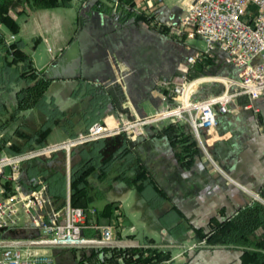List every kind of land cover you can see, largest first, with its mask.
<instances>
[{"label":"trees","instance_id":"16d2710c","mask_svg":"<svg viewBox=\"0 0 264 264\" xmlns=\"http://www.w3.org/2000/svg\"><path fill=\"white\" fill-rule=\"evenodd\" d=\"M69 2L25 0L23 6L28 10L48 9L66 6ZM13 3L14 0H0V156L78 137L100 120L108 105L106 96L100 90L95 94L96 89L87 87L86 83L75 108L62 109L54 103L47 93L54 80L47 68L36 67L32 55L21 49L20 41L7 37L6 31L13 36L20 31L19 20L8 15ZM96 5L115 10L114 14L123 19L156 27L160 32L168 28L160 22L156 11L137 9L134 0H96ZM25 10L23 8L22 13H26ZM190 73L235 75L219 53L203 55ZM76 92L77 89L73 94ZM31 113L38 118L32 119ZM145 128L150 138L167 141L182 168H187L202 155L196 136L184 120L160 121ZM56 130L63 134L62 138H47ZM139 140L141 138L131 141L120 132L76 144L68 153L59 149L47 159L33 157L19 164L15 181L23 191L42 181L49 198L48 208L60 209L68 198L72 206L86 212L87 224L96 226L112 225V220L119 216V203L108 200L107 195L115 184H122L136 190L156 213L162 227L172 232L186 220L179 218L171 226L163 222L173 205L165 190L154 182L150 168L137 156L135 146ZM6 185L9 189L11 182L6 181ZM261 194L264 198V189ZM82 232L85 236L100 235V229L95 227H86ZM190 235L194 242L203 241L200 247H241L238 264H264V203L252 200L231 216L210 217L207 230L192 227ZM147 241L137 247H70L71 261L57 263L167 264L172 258L171 250L157 246L153 238H147ZM54 257H57L56 253Z\"/></svg>","mask_w":264,"mask_h":264},{"label":"crops","instance_id":"0c3cea01","mask_svg":"<svg viewBox=\"0 0 264 264\" xmlns=\"http://www.w3.org/2000/svg\"><path fill=\"white\" fill-rule=\"evenodd\" d=\"M23 8L21 5L18 17L23 14ZM114 11L97 6L96 0H82L79 3L67 42L58 48V64H64L62 70L70 68V85L68 90L62 91L64 97L61 95V100L58 98L57 101L49 94L60 108H75L86 83L87 87L96 89L95 94L100 90L108 99L99 120L106 122L142 117L172 105L168 84L175 82H171L172 76L169 74L173 75V67L170 72L168 67L158 64L157 56L156 62L151 57L152 38L155 37L154 45L157 47L159 33H151L152 28H149L150 34L145 29L148 34L144 36L142 24L118 17ZM8 15L18 19L11 10ZM28 15L20 22L18 34L21 37L14 35L11 38H18L23 51H26L23 23H26ZM67 47L71 49V55L64 60ZM144 56L151 57V61H144ZM35 65L38 67L37 63ZM47 67L48 64L44 68ZM66 70L64 72L67 73ZM201 88L196 93L197 98L222 92L220 85L212 83ZM75 89L77 92L74 95ZM62 101L67 102V106ZM229 109L217 115L218 123L214 130L201 133L203 145L199 143V146L202 155L196 157L187 168L179 166L164 138H150L146 128L147 135L140 137L135 146L141 162L150 168L154 182L165 190L172 202L173 208L165 214L163 222L171 226V220L167 218L170 216L186 220L183 226L168 232L160 222H156V213L135 190L140 205L162 232L161 238L165 242L181 245L185 241L193 242L190 237L192 227L207 230L210 217L223 219L231 216L252 200L264 203L261 196L264 189V101L262 98L250 100L246 95H239L229 104ZM60 135L62 138L63 134ZM116 185L120 192L113 199L119 201L120 211L129 223L123 211L122 199L128 190L134 189ZM107 199L113 200L110 195H107ZM30 234L32 232L28 230H14L9 236L22 238ZM124 234L131 235L128 232ZM241 251V247H200L185 252L182 250L174 255L171 250L172 258L167 264H172L177 256L178 264H238Z\"/></svg>","mask_w":264,"mask_h":264},{"label":"built area","instance_id":"2783aa9c","mask_svg":"<svg viewBox=\"0 0 264 264\" xmlns=\"http://www.w3.org/2000/svg\"><path fill=\"white\" fill-rule=\"evenodd\" d=\"M156 2L148 1L153 11L164 3L163 0ZM177 4L182 7L178 24L164 23L177 34L200 37L205 48L194 50L179 64L182 79L169 86L172 105L128 120L96 121L78 137L0 157V264H58L52 249L103 247L113 242L111 225L87 224L86 212L72 206L68 198L60 209L48 208L49 198L42 181L35 188L23 191L15 181L22 161L33 157L49 158L59 149L68 153L76 144L120 132L134 141L147 135V125L165 120L186 121L203 145L201 133L216 128L217 115L228 112L229 104L237 96L246 95L250 100L262 98L264 101V0H180ZM249 7L254 8V14L245 21L243 17ZM214 53H219L235 75H221L225 76L221 93L196 98L201 84L223 78L219 74L188 77L198 59ZM6 168L8 173H5ZM6 181L11 182L9 189ZM86 227L99 228L100 235H83L82 230ZM14 230H28L32 234L22 238L10 237ZM202 245L203 241H193L184 251Z\"/></svg>","mask_w":264,"mask_h":264},{"label":"rangeland","instance_id":"374dc122","mask_svg":"<svg viewBox=\"0 0 264 264\" xmlns=\"http://www.w3.org/2000/svg\"><path fill=\"white\" fill-rule=\"evenodd\" d=\"M24 1L25 0H14V3L10 8L11 13L13 15H16L18 17L21 5L23 6ZM81 1L82 0H70L69 4H67L65 7H59L54 9H36L32 11L28 10L27 6H24V8H26L25 10L26 13H29V15L27 16L26 23H23V34H24L23 39L25 40L24 48L26 52L30 53L32 57L35 59V63H37L38 67L44 68L48 64L47 67L48 74L51 75L54 79L50 85L48 95L49 94L52 95L54 99L57 101L58 98L59 99L61 98V95H63L64 97L62 91H66V89L68 90L70 85L69 80L71 78L70 68L65 67L67 68V70L66 69L62 70L64 64H62V62L58 64V52H59L58 48L60 44L64 45L67 42L66 38L69 37L72 21L76 16L75 12L77 6ZM148 1H151V3H155L157 0H134L137 9L146 10L147 12H152L153 8L152 10L150 9ZM163 1L164 4H167L169 6H172L180 2V0H163ZM26 13H23L18 17L19 22L23 21L26 18L25 15ZM253 14H254V8L249 7L247 9L245 16L243 17V20L248 21L253 16ZM164 25L168 27L167 29H164V32H160L156 29V27H151L146 24H142V27L144 28V36L148 33L150 34V32L159 33L157 47L156 45H154V41H156L155 37L153 36L152 38L153 40L151 46L152 60L153 59L155 60V56H157L156 60L158 61V64L160 63L159 65L163 67H168L170 72L172 71V67H173L174 69L173 75L172 73H169L170 76H172L171 82L174 81L177 82L182 79V73L178 69L179 64L184 60V58L188 54H190L194 50H201V51L204 50L205 43L198 36L189 37L185 33L177 34L173 31V29L167 26V24L164 23ZM149 28H152L150 29V32H149ZM145 29H148V33ZM6 34L8 39H11L10 33L8 31H6ZM16 36H18V38L21 37L19 34H16ZM64 51H65V55L63 56V59L65 60L66 58L69 57V55H71V49L67 47L65 48ZM54 57H56L57 59L54 60ZM151 57L144 56L143 60L145 61L146 59L149 62L151 61L150 59ZM65 70L67 71V73L64 72ZM209 75L212 76L214 74H207L206 76ZM197 76L200 75H195L192 73L188 74V77L190 78ZM220 77L223 78L220 79L219 81L210 82V83L214 85H220L221 88L224 89L225 76L220 75ZM171 84H168V87ZM206 84L207 83L201 84L197 92L201 91L202 89L201 87ZM62 104H64V106H67L68 103L62 101ZM30 117L34 120L38 118V116L33 113L30 114ZM60 137H61L60 133L58 132V130H56L53 131L52 134L47 138H51L50 140L52 139L55 140ZM4 155H9V154H4ZM8 172L9 169L6 168L5 173ZM119 192L120 189L118 185L115 184L108 191V195H110L111 198L113 199L115 198V196H118ZM116 201L119 203L118 200ZM122 207H123V211L125 212V214L129 219V223L125 220L126 218L123 216L122 212L121 211L118 212L119 216L117 217V219L112 220V225H111L113 230V237H114L113 242L110 245L103 247H137V246L145 245L148 242L147 238H153L155 241H157L155 242L157 246L171 249L173 254L176 255L180 251L184 250V248L187 247L188 244H190L191 241H185L184 244L182 245L181 243L178 244L176 242H172V243L165 242L164 238L163 239L161 238L162 232L159 230L157 226H155L153 220L149 218L147 213H145V208H143L140 205V202L138 200V194L135 190L127 191V194L122 199ZM167 218L168 220H171L170 223H174L177 220L173 216ZM157 221L158 219L156 220V222ZM126 232L131 233V235L124 234ZM68 249L69 248L52 249V253L55 250L54 252H56L57 254L56 259L58 263H67L68 261H71V252ZM178 263H179V257L177 256L175 257V261L172 262V264H178Z\"/></svg>","mask_w":264,"mask_h":264},{"label":"water","instance_id":"95a60500","mask_svg":"<svg viewBox=\"0 0 264 264\" xmlns=\"http://www.w3.org/2000/svg\"><path fill=\"white\" fill-rule=\"evenodd\" d=\"M154 11H156V13L159 14L160 22H163V23L170 22L172 24H178L180 15L182 13V7L177 3L172 6L163 4L157 9H155ZM54 251H53V254L56 253Z\"/></svg>","mask_w":264,"mask_h":264}]
</instances>
